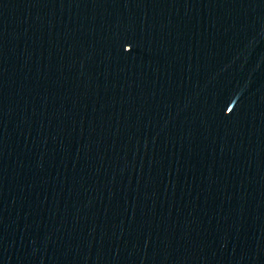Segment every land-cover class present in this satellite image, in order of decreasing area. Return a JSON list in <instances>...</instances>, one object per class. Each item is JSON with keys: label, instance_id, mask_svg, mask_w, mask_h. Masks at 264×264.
I'll return each mask as SVG.
<instances>
[{"label": "water", "instance_id": "95a60500", "mask_svg": "<svg viewBox=\"0 0 264 264\" xmlns=\"http://www.w3.org/2000/svg\"><path fill=\"white\" fill-rule=\"evenodd\" d=\"M0 264H264V0H0Z\"/></svg>", "mask_w": 264, "mask_h": 264}]
</instances>
